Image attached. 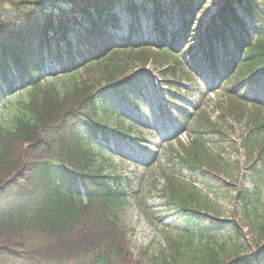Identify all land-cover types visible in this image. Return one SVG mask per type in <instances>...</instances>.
Masks as SVG:
<instances>
[{
    "label": "trees",
    "instance_id": "obj_1",
    "mask_svg": "<svg viewBox=\"0 0 264 264\" xmlns=\"http://www.w3.org/2000/svg\"><path fill=\"white\" fill-rule=\"evenodd\" d=\"M209 2L215 11L202 23L195 17L205 0H68L64 6L0 0V264H144L130 253L119 214L128 184L122 185L111 158L124 162L123 155L105 149L113 132L123 137L142 128L111 110L104 95L108 89L135 102L143 94L144 77L149 82L151 77L142 67L128 71L134 60L161 65L164 75L185 68L186 79L203 78L222 90L225 102L216 103L215 119L200 105L190 111L184 102H172L179 122L170 124L169 135L179 149L169 153L171 162L214 191L210 177L234 164L224 159L222 147L207 151V143L227 135L221 123L230 127L228 116L234 115L245 121L240 136L245 169L257 180L264 173V0ZM116 7L131 19L128 34L119 38ZM141 10L152 18L155 36L156 52L147 59L143 51L151 47H138L139 56H132ZM246 19L252 20L254 35ZM104 54L109 55L99 60ZM90 71L95 73L81 78ZM59 78L65 82L58 86L53 81ZM110 116L117 119L115 131L106 124ZM180 130L188 143L178 138ZM141 137L136 131L135 138ZM171 138L163 151L173 148ZM95 156L107 165L96 164ZM169 188L167 204L186 220L184 240H170V252L161 249L156 264H178L176 258L185 253L180 249L190 250L195 232L199 255L189 264H264V242L245 256L223 257V244L208 232L226 221L215 222ZM235 198L246 217L253 213L264 237V221L248 206L252 193L235 187ZM230 228L237 239L241 231L234 222Z\"/></svg>",
    "mask_w": 264,
    "mask_h": 264
},
{
    "label": "rangeland",
    "instance_id": "obj_2",
    "mask_svg": "<svg viewBox=\"0 0 264 264\" xmlns=\"http://www.w3.org/2000/svg\"><path fill=\"white\" fill-rule=\"evenodd\" d=\"M41 1L58 2L64 6L68 0ZM148 5L150 4L148 3ZM116 9L119 18L122 20V27L115 32L114 37L119 38L128 34V25L131 19L126 9H119V7H116ZM214 11L215 4L205 0L204 7L199 9L195 19L205 23ZM138 19L139 26H135L136 37L133 38L132 56H139L140 51L136 49L146 46L151 48L143 51V54L146 59L151 58L156 52L155 47L152 46V42L155 40L154 32L151 29L152 18L149 14H146L145 10H141ZM171 21L174 23L175 18ZM246 21L248 28L253 29L252 20L246 19ZM165 23L169 25L168 21ZM195 26L192 24V27ZM254 33L255 30L253 29L251 34L254 35ZM137 37H140V41L136 39ZM121 43L116 44L121 47ZM180 56L185 60L187 66L189 60L186 55L180 54ZM138 67H142L150 74L152 84L149 82V78L145 76L144 85L142 86L143 94L137 95L135 102L122 100V95L111 94L108 89L104 92L111 110H117L126 119L142 126L141 129H133L129 134L122 137L115 131L117 119L113 116L105 119L107 126L115 131L106 143V153L112 155L115 151H119L124 158V162L117 156H112L111 159L115 167L114 170L124 178L122 179V185L128 184L124 186L127 192L124 202L119 208V214L127 233L126 238L130 245V253L134 257L140 258L144 264H156L158 260L155 257L161 249L167 253L170 252V240L175 239L180 242L184 240L181 235L183 233L181 227L186 221L184 215L180 214L173 204H167L169 187H172L181 198L183 197L190 204H194L205 211L209 216L217 218L218 220L215 222L226 221L221 222V228L213 227L208 232L211 233V240L223 244V257L230 258L234 253L247 255L248 251L264 242V237L258 232L259 229L256 227L257 222L252 215L253 213H250L249 218L246 217L241 202L236 198L234 199V190L235 187H243L252 193L253 199L248 206L250 210H255L258 213L257 221L262 223L264 221V173L257 180L245 169L244 157L240 147L244 119L239 121L234 115L228 116L230 127L225 126L224 122L221 123L226 129L227 135H223L222 139L215 138L216 141L207 143V151H221L222 147L224 159L234 164L223 167L222 170L219 169L220 173L217 172L219 177L215 175L210 177L216 187L214 191H210L202 185L200 180L195 179L194 175L188 174L186 168L178 167L170 161L169 153L179 149V146L176 145L177 142L172 139L171 145H173V148L169 151L163 150L166 148L164 142L168 138H173L169 135V130L172 129L170 124L178 126L179 122V113L172 102L180 100L184 102L190 111H194V108L200 105L204 112L209 113L215 119L218 114L215 108L216 103L225 102L220 97L222 90H219L218 86L210 85L209 82L205 83L207 80L203 78L186 79L185 76L181 75L187 71L185 68L176 70L172 75L170 73L164 75L160 71L163 66L149 60L144 64L134 60L129 63L127 70L131 71ZM94 73V71L81 72L80 75L82 78L91 76ZM53 82L59 86L65 81L59 78ZM123 87L126 88V85ZM6 101L7 99H4V102ZM0 111L3 112L4 110L0 109ZM249 111L256 113L254 109H249ZM97 115L100 116V113L98 112ZM168 119L171 122H167ZM127 125V121L122 123L124 129ZM148 128H151L156 134L149 132ZM136 131L142 133L140 139L135 138ZM165 131L167 134H164ZM177 135L183 143H188L187 135L183 131ZM95 163L102 166L107 165L106 161L98 156H95ZM205 219L210 220L207 216H205ZM231 222H234L235 226L241 231V235L237 239H235L230 228ZM205 225H207V222H205ZM198 240L199 235L195 232L190 250L185 249V247L180 249L185 253L180 258H176L178 264H189L191 260L195 262L196 257L199 255V252L195 251Z\"/></svg>",
    "mask_w": 264,
    "mask_h": 264
},
{
    "label": "flooded vegetation",
    "instance_id": "obj_3",
    "mask_svg": "<svg viewBox=\"0 0 264 264\" xmlns=\"http://www.w3.org/2000/svg\"><path fill=\"white\" fill-rule=\"evenodd\" d=\"M108 55H109V54H104L103 56H101V58H100L99 60H101V59H103V58H105V57H108Z\"/></svg>",
    "mask_w": 264,
    "mask_h": 264
}]
</instances>
